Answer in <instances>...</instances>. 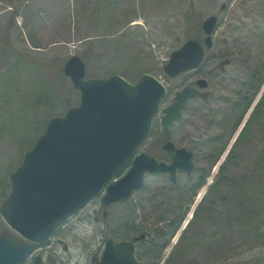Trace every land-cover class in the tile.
<instances>
[{"label": "rangeland", "instance_id": "1", "mask_svg": "<svg viewBox=\"0 0 264 264\" xmlns=\"http://www.w3.org/2000/svg\"><path fill=\"white\" fill-rule=\"evenodd\" d=\"M210 15L219 20L203 64L169 77L164 66L172 51L190 38L203 42L202 22ZM75 54L86 61L87 77L119 73L134 82L145 71L158 76L171 89L164 106L184 84L199 77L209 81V98H193L169 136L158 118L139 151L170 161L163 148L170 138L194 153L196 170L208 167L210 174L207 202L194 223L170 241L160 259L154 249L145 261L188 263L225 253L230 254L225 264H264V0H0V202L10 191L9 173L50 118L80 103V90L63 73ZM257 99L260 105L246 117ZM101 197L38 251L48 264H90L101 255L106 238L141 233L142 190L133 202L109 207ZM238 197L245 201L244 210L234 205L227 211ZM193 207L194 202L187 215ZM148 209L152 224L180 210L173 204L170 210ZM247 209L256 211L252 219ZM28 264H34L33 257Z\"/></svg>", "mask_w": 264, "mask_h": 264}, {"label": "water", "instance_id": "2", "mask_svg": "<svg viewBox=\"0 0 264 264\" xmlns=\"http://www.w3.org/2000/svg\"><path fill=\"white\" fill-rule=\"evenodd\" d=\"M217 21L216 15L204 20L207 46L213 44ZM204 57L201 42L187 40L171 53L165 71L174 77L198 67ZM86 70L79 55L67 61L65 72L81 91L80 103L63 116L52 117L9 174L11 189L0 203V215L8 226L0 232V264H27L30 254L47 243L58 226L104 191V205L125 202L144 185L147 171H170L176 179L178 167L193 170V152L172 141L164 143L172 163L160 162L147 152L137 155L168 94L161 79L148 72L134 83L119 74L86 78ZM198 84L205 87L207 80L199 79ZM195 94L208 95L188 85L164 108L161 120L166 134ZM130 162V170L115 179ZM35 264H45L41 255L35 256ZM93 264L140 263L133 242L110 238L102 260L95 258Z\"/></svg>", "mask_w": 264, "mask_h": 264}, {"label": "flooded vegetation", "instance_id": "3", "mask_svg": "<svg viewBox=\"0 0 264 264\" xmlns=\"http://www.w3.org/2000/svg\"><path fill=\"white\" fill-rule=\"evenodd\" d=\"M182 120L177 121V123L178 122L180 123ZM177 123H175L174 126ZM165 136L168 135L165 134ZM196 166L197 165L195 162V167L192 171H188L183 167H178L176 172L177 175L176 179L173 178L172 172L148 173L147 176L145 177V184L143 188L139 189L142 190V193L144 195L143 220H142L143 226H142V231L140 233L143 237L139 240L138 239L134 240V238L137 237L138 235L135 233L134 230H132L131 236L126 237L127 239H132V241L133 240L135 241L136 255L140 259L141 264H145L143 258L145 259L146 255L149 252L154 253L155 252L154 249H156L160 244L163 247H165L163 249V251H165L170 241H173V239L179 235V231L181 230L184 221H186V217L189 209L188 207L192 206L193 202L196 203L198 199L197 197L198 194H200L203 190H205V193L197 203L198 206L199 205L201 206L199 207L198 210H197L198 206L196 207L193 218L186 224L185 228L182 230L181 233L186 231L188 226L189 225L191 226L194 223L193 219L194 217H196L195 215L197 216L199 215L201 208L207 202V197L205 196L209 192V175H210L209 168L200 167L198 170H196ZM135 192L132 195V197L129 198L128 202L134 201L133 196L135 195ZM220 199L222 203L227 201V198L224 195L220 196ZM171 204H173L175 208L178 207L180 209L177 212V214H175L174 217L173 214L176 211H172L174 213L169 216H165V218H158L156 223L154 224L150 223L151 215L148 207L149 208L157 207L158 209L161 208V209L170 210ZM238 204L241 205V208H239V210H244L246 204L243 198L239 199ZM230 205H231V201L227 205V211L228 209L230 211ZM206 213H208L209 216V210H206ZM162 235L165 236V239L162 238ZM179 236L178 238H180ZM126 238H118V239H126ZM163 241L165 242V244ZM207 248L209 251V247ZM200 258L201 259L209 258V253L207 255L199 257L198 259Z\"/></svg>", "mask_w": 264, "mask_h": 264}, {"label": "trees", "instance_id": "4", "mask_svg": "<svg viewBox=\"0 0 264 264\" xmlns=\"http://www.w3.org/2000/svg\"><path fill=\"white\" fill-rule=\"evenodd\" d=\"M260 103H261V101L257 104V107L260 105ZM256 107V108H257ZM248 109V108H247ZM249 121H250V119H249ZM248 121V122H249ZM260 198V197H259ZM239 199H241V198H239L238 197V199H237V202H236V204H235V202L233 201V203H232V201H231V205H230V209H232L233 210V208H234V205L237 207V209H239V208H241V205H239L238 203H239ZM241 203V202H240ZM240 211H242V210H240ZM247 212H248V214H249V216L251 217V219L253 218L252 216H254V213L256 212L254 209H247ZM132 215V214H131ZM5 227V224H4V222L2 221V219H0V229L1 228H4ZM127 227L128 228H131V227H133V219L131 218V220H130V222L129 223H127ZM164 235V234H163ZM162 235V238L163 239H165V236H163ZM164 242V241H163ZM164 244H165V242H164ZM163 244V245H164ZM158 248V251L155 253V255L156 256H158V258L160 259V256H162V252H163V249L165 248V247H163L161 244L157 247ZM156 248V249H157ZM230 257V254H225V253H220L219 255H216L215 257H213L212 259L209 257V258H204V259H198V258H194V259H190V260H188V263H183V262H180V263H175V264H225V261H226V259H228ZM143 260H144V258H143ZM264 261V260H263ZM158 262H150V261H145V264H157ZM241 262H240V260H236V261H234V262H232L231 264H240ZM165 264H173V262L172 263H170V262H168V263H165Z\"/></svg>", "mask_w": 264, "mask_h": 264}]
</instances>
